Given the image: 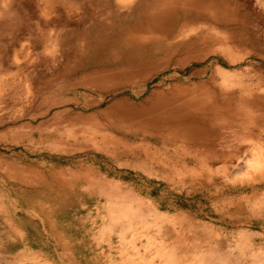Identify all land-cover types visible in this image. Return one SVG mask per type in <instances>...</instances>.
<instances>
[{
	"label": "rangeland",
	"instance_id": "374dc122",
	"mask_svg": "<svg viewBox=\"0 0 264 264\" xmlns=\"http://www.w3.org/2000/svg\"><path fill=\"white\" fill-rule=\"evenodd\" d=\"M162 1L0 0V264H264V0Z\"/></svg>",
	"mask_w": 264,
	"mask_h": 264
},
{
	"label": "bare ground",
	"instance_id": "6f19581e",
	"mask_svg": "<svg viewBox=\"0 0 264 264\" xmlns=\"http://www.w3.org/2000/svg\"><path fill=\"white\" fill-rule=\"evenodd\" d=\"M163 1H164V0H163ZM163 1H162V2H163ZM166 1H167V0H166ZM169 1H170V0H169ZM174 1H175V0H174ZM160 2H161V1H160ZM175 2H176V1H175ZM164 3H165V2H164ZM171 3H172V2H171ZM162 5H163V4H162ZM169 6H170V5H169ZM243 93H244V92H243ZM191 106H192V105H191ZM252 154L254 155L255 153H252ZM253 155H252V158L249 159L250 162H248V165H249L250 163L254 162V160H251V159H253ZM257 155H258V154H257ZM255 156H256V155H255ZM255 158H256V157H255ZM249 160H248V161H249ZM257 160H258V157H257ZM255 162H256V159H255ZM255 162H254V163H255ZM256 164H257V162H256ZM248 165H247V166H248ZM250 165H251V164H250ZM251 166H253V165H251ZM255 166H256V165L254 164L253 167H255ZM256 167H257L258 169L255 170L254 168H252V170H254V171L262 170V169H259L260 166H258V164H257ZM248 168H250V167H248ZM248 170H249V169H248ZM246 171H247V170H246ZM249 172H250V171H248L247 173H249ZM261 172H262V171H261ZM263 172H264V171H263ZM248 176H251V175L248 174ZM207 230H208V229H207ZM214 242H215V241H214ZM218 242H219V241H218Z\"/></svg>",
	"mask_w": 264,
	"mask_h": 264
}]
</instances>
